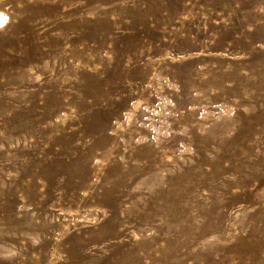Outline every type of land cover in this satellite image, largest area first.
Listing matches in <instances>:
<instances>
[{
	"label": "rangeland",
	"instance_id": "374dc122",
	"mask_svg": "<svg viewBox=\"0 0 264 264\" xmlns=\"http://www.w3.org/2000/svg\"><path fill=\"white\" fill-rule=\"evenodd\" d=\"M8 1L0 264H264V0Z\"/></svg>",
	"mask_w": 264,
	"mask_h": 264
},
{
	"label": "bare ground",
	"instance_id": "6f19581e",
	"mask_svg": "<svg viewBox=\"0 0 264 264\" xmlns=\"http://www.w3.org/2000/svg\"><path fill=\"white\" fill-rule=\"evenodd\" d=\"M12 1H14V0H12ZM11 6L10 5V1H8V0H0V8L2 7V6ZM27 8V7H26ZM25 9V7H23L22 8V10H24ZM39 9L40 8H34V11H33V13H39ZM19 12H20V10H19ZM6 13H4L3 11H1L0 10V28L2 27V25L4 24V22L6 21ZM15 28H17V27H15Z\"/></svg>",
	"mask_w": 264,
	"mask_h": 264
}]
</instances>
